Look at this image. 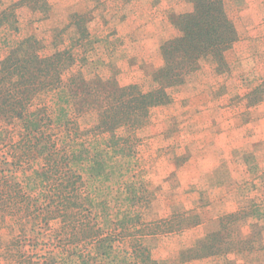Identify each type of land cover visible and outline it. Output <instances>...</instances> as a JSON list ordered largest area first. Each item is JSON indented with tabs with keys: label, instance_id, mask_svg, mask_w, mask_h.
I'll use <instances>...</instances> for the list:
<instances>
[{
	"label": "rangeland",
	"instance_id": "obj_1",
	"mask_svg": "<svg viewBox=\"0 0 264 264\" xmlns=\"http://www.w3.org/2000/svg\"><path fill=\"white\" fill-rule=\"evenodd\" d=\"M19 1L0 0V61L34 37L43 56L69 50L75 58L72 71L86 79H115L121 87L139 85L144 91L154 86L153 73L164 62L156 69L137 65L129 60L134 51L118 42L131 0H47V14L14 6ZM155 2L161 7V0ZM223 2L237 32L225 53L226 65L203 61V73L173 89L170 103L152 109L132 144L118 142L108 150L110 135L90 133L96 115L79 114L64 85L42 93L29 108L30 121L48 113L57 144L77 159L73 167L85 181L98 226L110 237L120 236L103 259L106 264L133 259L124 243L136 231L159 264H178L183 250L216 232H221L222 249L234 253L207 258L209 264L264 263V125L259 122L264 119V0ZM163 5L157 31L169 37L167 42L179 35L176 18L192 11L193 4L166 0ZM150 60H157L152 53ZM23 132L22 121L0 123V170L37 196L39 191L30 188L45 159H21L15 167ZM97 149H107L106 159L111 158L101 174L93 162ZM12 214L4 222L0 218V264H26L22 259L29 258L40 264L80 263L77 256L63 255L52 231L37 228L28 236L22 231L29 228L27 221ZM164 221L169 224L154 226Z\"/></svg>",
	"mask_w": 264,
	"mask_h": 264
},
{
	"label": "trees",
	"instance_id": "obj_2",
	"mask_svg": "<svg viewBox=\"0 0 264 264\" xmlns=\"http://www.w3.org/2000/svg\"><path fill=\"white\" fill-rule=\"evenodd\" d=\"M190 2L193 10L176 18L179 35L161 46L164 65L153 73L154 86L149 91L139 85L121 87L115 79H86L81 73L72 71L75 58L69 50H57L51 56H43L40 43L34 37L21 42L0 61V123L11 124L18 120L24 124L18 142L21 155L15 161V167H19L22 160L45 159V165L34 173V187L30 188V191H39L37 196L25 192L0 170L2 222L10 212L21 214L20 221H27L29 225V228H22L28 236L34 235L37 228L41 231L49 229L63 255L77 256L79 264H106L103 259L110 254L120 236L110 237L98 226L89 205L85 181L73 167L77 159L66 147L57 144L49 128L48 113H43L37 121H30L28 111L42 93L64 85L79 114L92 112L96 115L90 133L96 137L110 135L105 141L108 150L118 142L132 144L137 141L135 133L146 125L152 109L170 103L173 89L184 85L193 75H201L205 69L203 61L210 60L216 66L226 65L225 53L237 39L223 0ZM14 6H27L42 14H47L50 8L47 0H20ZM120 130H125L127 135H118ZM107 149L94 151L98 159L94 158L93 162L100 174L107 170V162L111 159H106ZM53 221L55 227L51 225ZM160 224L166 226L169 222L154 226L159 228ZM138 232L141 233L134 232L124 243L133 256L124 264H159L151 249L143 245ZM222 242L221 232L212 233L194 247L183 250L178 264L234 253L230 248L222 249ZM83 246L87 253L78 252ZM22 261L40 264L32 258ZM49 264L57 263L50 260Z\"/></svg>",
	"mask_w": 264,
	"mask_h": 264
},
{
	"label": "crops",
	"instance_id": "obj_3",
	"mask_svg": "<svg viewBox=\"0 0 264 264\" xmlns=\"http://www.w3.org/2000/svg\"><path fill=\"white\" fill-rule=\"evenodd\" d=\"M104 1L106 0H101L102 3H104ZM139 1L140 0H131V2H128L130 3L131 11L125 13L126 22L122 31L123 37H120L121 35L119 34L118 42L123 45V47H126V50L134 51V53L129 56L131 62H136L137 65L146 64L149 67L151 66V68L153 67V69H156L163 64V60L160 57V46L163 42L169 39L164 32L159 33L161 30L159 32L157 31L159 30L157 17L160 14H164L163 7L165 8V6L163 4L166 3V0H161V7L156 6L155 1L159 0H145V2ZM169 3H171V0H169ZM108 11L109 9H107V12ZM119 48H121V46ZM150 53H152L157 60L151 61ZM259 122L264 125V119ZM254 126L255 124H251V128H254ZM188 163H191V161L189 160ZM204 170H207L208 172L210 170H215V168H205L203 169V172ZM189 171L190 173L196 172L195 169ZM209 260L210 259L195 260L188 262L187 264H209Z\"/></svg>",
	"mask_w": 264,
	"mask_h": 264
}]
</instances>
